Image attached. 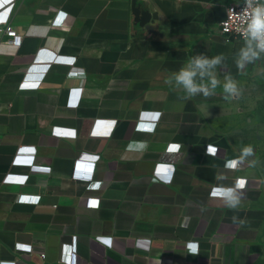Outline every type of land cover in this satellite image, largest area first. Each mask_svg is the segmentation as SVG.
<instances>
[{
	"label": "crops",
	"instance_id": "0c3cea01",
	"mask_svg": "<svg viewBox=\"0 0 264 264\" xmlns=\"http://www.w3.org/2000/svg\"><path fill=\"white\" fill-rule=\"evenodd\" d=\"M238 1L139 0L160 16L152 32L132 0H0V264L263 259L264 169L240 159L223 108L225 77L240 85L264 65L237 68L244 41L220 32ZM197 54L224 56L221 84L185 98L166 80ZM240 183L237 209L210 194Z\"/></svg>",
	"mask_w": 264,
	"mask_h": 264
},
{
	"label": "clouds",
	"instance_id": "9594fccd",
	"mask_svg": "<svg viewBox=\"0 0 264 264\" xmlns=\"http://www.w3.org/2000/svg\"><path fill=\"white\" fill-rule=\"evenodd\" d=\"M244 7L242 13L247 17V23L241 32L244 41L243 46L239 49L236 66L243 69L247 64L255 63L257 60L264 58V0H243ZM229 11H233L229 9ZM224 56L218 54L209 56L206 54H197L191 57L187 63L178 71L170 75L166 83L182 87L186 93L185 98L202 95L209 97L215 94L216 88L221 84L217 78L215 70L217 66L222 65ZM223 91L226 97H235L240 93L237 82L231 77L226 76L223 82ZM146 146L135 144L129 146V151L143 150ZM254 155V149L251 145L242 150L240 159L245 160ZM255 165L256 161L250 162ZM243 183L235 187L221 188V198L225 201L230 209H237L241 204L242 193L239 189L243 188ZM237 221V217H233ZM243 223L242 220L239 221ZM182 226H187V219Z\"/></svg>",
	"mask_w": 264,
	"mask_h": 264
},
{
	"label": "rangeland",
	"instance_id": "374dc122",
	"mask_svg": "<svg viewBox=\"0 0 264 264\" xmlns=\"http://www.w3.org/2000/svg\"><path fill=\"white\" fill-rule=\"evenodd\" d=\"M238 87L240 93L230 96V103L222 107L232 113L233 132H237L245 147H253L252 157L264 169V65L248 73ZM258 264H264V257Z\"/></svg>",
	"mask_w": 264,
	"mask_h": 264
},
{
	"label": "built area",
	"instance_id": "2783aa9c",
	"mask_svg": "<svg viewBox=\"0 0 264 264\" xmlns=\"http://www.w3.org/2000/svg\"><path fill=\"white\" fill-rule=\"evenodd\" d=\"M244 7L243 0H240L238 2L232 3L227 7V12L225 18L222 20L220 24V32L222 35L227 37L230 40H243L241 36V32L243 30V27L247 23V17L244 16V14L241 12ZM229 9L233 11H229ZM5 33L10 37V41L14 45H20L22 42V37L17 33V31L10 25H7L5 27ZM53 133L55 135L64 136L66 134H70L72 136L76 135V131L66 132L62 131L60 129L53 130ZM31 152H35L36 149L34 147L29 148ZM169 149H179L178 145L172 144ZM22 151V148L20 149ZM224 187L220 186H212L210 190V194L213 196H221L220 189ZM41 196H35V195H27L23 194L20 196L19 201L24 203H38L40 201ZM19 249L25 248L28 251L32 250V246L29 245H22L18 244ZM67 248V246H66ZM65 248V249H66ZM72 251V250H71ZM42 257H45V254H42ZM65 260L69 262L70 264H75L76 260L73 259L72 256L65 257Z\"/></svg>",
	"mask_w": 264,
	"mask_h": 264
},
{
	"label": "water",
	"instance_id": "95a60500",
	"mask_svg": "<svg viewBox=\"0 0 264 264\" xmlns=\"http://www.w3.org/2000/svg\"><path fill=\"white\" fill-rule=\"evenodd\" d=\"M132 11L135 16V24L145 30L156 31L155 22L160 19L156 11H152L149 4L132 0Z\"/></svg>",
	"mask_w": 264,
	"mask_h": 264
},
{
	"label": "snow or ice",
	"instance_id": "6c2138e0",
	"mask_svg": "<svg viewBox=\"0 0 264 264\" xmlns=\"http://www.w3.org/2000/svg\"><path fill=\"white\" fill-rule=\"evenodd\" d=\"M93 203H96L95 201H93Z\"/></svg>",
	"mask_w": 264,
	"mask_h": 264
}]
</instances>
